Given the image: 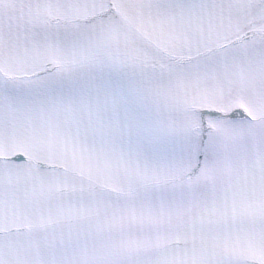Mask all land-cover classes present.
I'll return each instance as SVG.
<instances>
[{
    "label": "snow or ice",
    "instance_id": "obj_1",
    "mask_svg": "<svg viewBox=\"0 0 264 264\" xmlns=\"http://www.w3.org/2000/svg\"><path fill=\"white\" fill-rule=\"evenodd\" d=\"M0 264H264V0H0Z\"/></svg>",
    "mask_w": 264,
    "mask_h": 264
}]
</instances>
